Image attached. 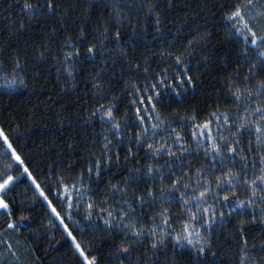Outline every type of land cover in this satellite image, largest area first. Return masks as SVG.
<instances>
[{
	"label": "trees",
	"instance_id": "16d2710c",
	"mask_svg": "<svg viewBox=\"0 0 264 264\" xmlns=\"http://www.w3.org/2000/svg\"><path fill=\"white\" fill-rule=\"evenodd\" d=\"M240 2L52 0L55 10L49 12L45 0H0V131L23 160V165L18 164L0 137V176L7 172L19 177L5 198L13 212L12 220L19 222L21 215L26 217L18 232L4 233L0 227V264H81L64 231L65 225L82 247L92 249L100 264H264V223L258 218L253 223L251 215L241 216L239 209L229 214L235 197L228 202L221 198L216 204L217 214L223 212L224 218L212 228L211 252L198 258L187 249L177 248L173 252L170 239L166 248L153 254L151 236L136 238L123 231L119 209L127 210L121 201L128 197L110 188L112 184L123 187V178L129 175L122 165L139 132L135 123L137 107L148 108L147 117L152 114L151 104H156V112L164 122V131L155 138L157 142L161 136L168 137L170 125L192 146V116L202 123L217 108L229 113L237 111L226 88L230 79L238 76L242 82L254 73L253 84L264 80V67L254 58L257 53L251 45L246 49L242 40L233 35L234 30L225 26L224 6ZM25 3L34 6L32 13L25 10ZM261 4L264 0H258L253 15L262 10ZM93 45L95 55L89 58L87 48ZM73 50L79 51V57L73 58L75 63L66 62L64 54ZM260 51H264V46ZM177 56L183 57V65H176ZM185 66L183 78L191 76L192 83L181 86L179 73L185 71ZM165 76L168 87L156 89L161 92L157 99L150 85ZM149 96L153 97L151 103ZM101 104L105 108L115 106L114 114L122 125L119 136L102 124L99 113L92 115ZM156 122L153 119L149 123ZM105 136L112 141L110 148L119 153L121 166L109 169L97 179L95 175L89 176L88 168L100 158ZM241 146L247 148L248 140L244 139ZM139 159L141 165L149 160L143 151ZM166 159L149 160L163 166L154 178H133L131 187L147 188L156 199L143 206L134 204L135 211L129 216L136 217L145 229L156 224L160 225L158 232L163 229L174 235L172 229L179 231L187 214L181 193L169 191L175 179L170 173H178L180 167L187 171L188 167L195 170L205 165L210 170L212 163L195 151L181 158L183 165L168 167ZM254 159L258 163V157L248 156L249 166ZM188 160L193 161L191 166ZM24 167L61 213L63 225L28 175L22 174ZM228 167L232 165L229 163ZM222 171V166L217 165L212 174L221 175ZM255 175H259L258 170L247 173L249 182ZM81 176L83 179L77 182ZM245 189L241 185L237 190L242 199ZM92 201L96 202L95 213L87 220L84 209ZM102 201L107 203L101 205ZM109 209L114 210L112 229H107L103 220ZM162 209L170 213L169 226L161 222ZM7 219L0 215V222ZM241 220L243 236L239 231ZM245 239L246 256L241 253ZM4 241L12 245L11 250ZM122 244L132 247L125 253L121 251Z\"/></svg>",
	"mask_w": 264,
	"mask_h": 264
},
{
	"label": "snow or ice",
	"instance_id": "6c2138e0",
	"mask_svg": "<svg viewBox=\"0 0 264 264\" xmlns=\"http://www.w3.org/2000/svg\"><path fill=\"white\" fill-rule=\"evenodd\" d=\"M258 0H241L240 3H233L224 6L226 12L225 26L229 30H234L233 35L239 37L244 43L247 49L251 45L252 51L257 53L254 57L260 62V66L264 67V51H260L261 46H264V23H261V19H264V4H261V9L252 14V9L256 8ZM45 6L52 12L55 10V5L52 0H45ZM33 5L25 3L24 8L29 13L33 11ZM119 22V21H118ZM117 40L119 39V31L116 33ZM95 45L87 48L89 58L95 55ZM78 50L66 52L64 54V60L66 62L75 63L74 57H79ZM247 57V52H245ZM250 64L252 60L248 61ZM176 65H183V57L177 56L175 60ZM19 67V62H17ZM255 68L256 64H252ZM186 66L179 80L181 86L192 83V77L186 75ZM71 75V73H69ZM254 73L243 78L241 82L237 76L235 79H230L226 85L227 91L234 98L237 111L235 113H229L221 111L217 108L209 115V118L204 122H199V118L196 116L191 117V141L192 146H189L184 142V139L174 128L168 126V137L161 136L159 142L156 141L158 132H163L161 124L164 123L159 114L156 112V104H151V113L147 117L145 113L149 112L148 108L141 109L137 107L135 109V123L139 128V132L135 136V146L128 148V153L123 161V167L128 171L129 175L124 179V186L119 184L110 185L111 190L119 192L122 197H128L122 199V205H127V210L124 207L119 209V224L123 225L122 230L131 234L132 237L143 238L145 235L152 237L151 249L155 254L159 249L166 248L170 239L173 244V252L177 248L180 250H189L191 254L196 257H204L207 253L211 252V231L213 226L219 220L223 221L224 213L217 214L216 204L223 199L228 202L230 197H235V200L231 203L234 205L229 208V214L240 210V215L250 214L252 222L255 223L257 218L261 223H264V80H256ZM15 83V81H13ZM159 86L168 87V77H164L156 83L150 85L151 90L154 92V96L158 99L161 95L160 91L156 89ZM99 88V85H95ZM135 87V86H133ZM148 89H145L147 91ZM187 89H185L186 91ZM179 95V92L176 93ZM153 97L149 96V103L152 102ZM143 99L140 100L142 104ZM133 105L137 102L131 101ZM115 106L106 107L101 104L99 109H96L92 113L95 116L99 113V118L105 126H108L114 130L117 136L121 132V123L117 118ZM155 119L156 123H149ZM151 132V135H149ZM0 137H3V143L7 145V148L11 151L12 158L18 163L23 165V160L16 153L12 144L8 138L0 131ZM244 139L248 140V147H242ZM105 143L101 150L99 159H96L94 163L88 168L89 176L95 175L99 179L109 169H115L121 166V158L119 153L114 152L110 145L112 141L105 136ZM140 151L144 152V156L148 157L150 161H156L161 158L167 157L165 164L168 167H172L174 164L179 163L183 165L181 159L185 154L191 155L195 151L199 156L204 154L206 161H211L212 169H208L207 165L204 167L193 170L192 167H188L187 171L184 167H180L179 172L170 173L174 176V182L171 183L169 191H175L181 193V201L185 206L187 214V220L181 221L179 231L172 229L175 234L164 231L161 229L157 231L160 225L154 224L153 227L145 229L144 225L137 220L136 217L129 216L130 212L135 211L134 204L138 203L143 206L145 203L153 202L156 199L155 193L147 188H140L137 185L136 188L131 187L133 178L136 176L146 175L149 178H154L155 174L160 171V167L154 163H150L149 160L145 161V165L140 164L139 154ZM258 157V163L256 159L253 160L251 166L248 164V156ZM239 162V170H236V165ZM229 163L232 167H228ZM193 164L192 160H188V165ZM131 165H137V167H130ZM217 165L222 166L224 171L221 175H214V169ZM144 168V171H141ZM259 175H255L249 182L247 173L249 171H257ZM27 174L28 178L32 180V184L36 186L41 197L48 202L49 208L55 214L57 219L63 225L64 221L61 217V213L52 206L50 200L45 195L44 191L40 189V186L36 183V180L32 178L31 173L27 167L23 168V173ZM186 177V178H185ZM163 179V174H161ZM19 179L17 176H13L5 172L0 176V210H3L0 215L8 217L7 220L0 222V227L3 228L4 233H8L9 230L18 232L23 225V221L26 219L21 215L19 222L12 220L13 212L10 209V204L6 202V193L14 182ZM83 176L78 178L82 180ZM63 183V181H61ZM246 186V195L242 199L238 195V189L240 186ZM76 187L75 184L72 185ZM164 191V188H161ZM67 192V188H65ZM79 199V198H78ZM167 199L164 203H167ZM107 203L102 201L101 205ZM192 205V207H189ZM228 207V205H225ZM68 207H73L71 201H68ZM79 210L78 205L76 206ZM194 208V210H193ZM96 202L92 201L86 205L84 209V217L87 220H91L95 213ZM257 209H259L257 213ZM114 210L109 209L107 211V218H103L104 225L107 229L113 228L112 217ZM161 222L164 226L171 224L170 213L166 210H161L160 213ZM71 218V216H69ZM155 219V217H154ZM243 224L241 220V228L239 229L241 236H243ZM203 229V233L201 231ZM64 231L68 233V237L71 239L76 252L79 254L81 264H100L98 256L92 252V249H86L82 247L81 242L76 240L72 232L68 229L67 225L64 226ZM8 249L11 250L12 245L4 241ZM132 247L131 244H122L121 251L127 253ZM247 247V240H244V247L241 249V253L246 256L245 248ZM213 256L214 252L211 253Z\"/></svg>",
	"mask_w": 264,
	"mask_h": 264
}]
</instances>
